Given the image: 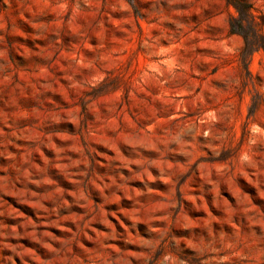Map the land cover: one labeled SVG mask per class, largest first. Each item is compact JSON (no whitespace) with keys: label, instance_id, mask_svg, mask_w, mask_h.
<instances>
[{"label":"rangeland","instance_id":"374dc122","mask_svg":"<svg viewBox=\"0 0 264 264\" xmlns=\"http://www.w3.org/2000/svg\"><path fill=\"white\" fill-rule=\"evenodd\" d=\"M0 264H264V0H0Z\"/></svg>","mask_w":264,"mask_h":264}]
</instances>
